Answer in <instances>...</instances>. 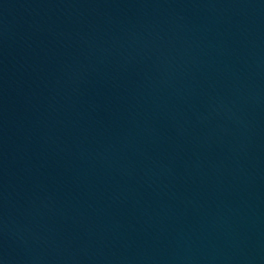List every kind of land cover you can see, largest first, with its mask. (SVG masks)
I'll use <instances>...</instances> for the list:
<instances>
[{"label": "water", "instance_id": "1", "mask_svg": "<svg viewBox=\"0 0 264 264\" xmlns=\"http://www.w3.org/2000/svg\"><path fill=\"white\" fill-rule=\"evenodd\" d=\"M0 264H264V0H0Z\"/></svg>", "mask_w": 264, "mask_h": 264}]
</instances>
